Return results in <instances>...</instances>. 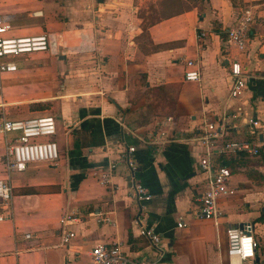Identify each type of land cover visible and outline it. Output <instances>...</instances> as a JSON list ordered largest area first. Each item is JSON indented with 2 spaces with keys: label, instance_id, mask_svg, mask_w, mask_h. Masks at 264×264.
Wrapping results in <instances>:
<instances>
[{
  "label": "crops",
  "instance_id": "0c3cea01",
  "mask_svg": "<svg viewBox=\"0 0 264 264\" xmlns=\"http://www.w3.org/2000/svg\"><path fill=\"white\" fill-rule=\"evenodd\" d=\"M135 10L134 0H0L10 25L5 35L44 33L49 41L45 51L4 58L15 70L0 72V117L53 116L60 150L56 163L8 173L0 264H86L95 243L110 241L153 264H227L224 229L245 222L254 223L264 247V0H205L146 25ZM246 10L252 21L239 51L226 30ZM187 59L196 81L183 78ZM233 60L250 76L236 97L229 96ZM206 122L220 125L217 144L259 145L257 155L213 151L215 162L224 158L233 190L218 198L216 224L194 216L205 187L197 137ZM127 146L147 201L129 196ZM3 147L0 135V178ZM109 164V183L101 185L93 172ZM22 187L34 192L22 194ZM71 211L79 220L63 244L59 220ZM140 226L151 227L158 241L142 236Z\"/></svg>",
  "mask_w": 264,
  "mask_h": 264
},
{
  "label": "built area",
  "instance_id": "2783aa9c",
  "mask_svg": "<svg viewBox=\"0 0 264 264\" xmlns=\"http://www.w3.org/2000/svg\"><path fill=\"white\" fill-rule=\"evenodd\" d=\"M251 21L252 17L249 11L246 10L235 24L226 30V40L239 51L244 48L248 26ZM9 29L10 25L7 20L0 16V72L15 70L14 62L5 60V57L45 51L49 48L48 36L44 33L26 36L5 35V32ZM201 34H198V37ZM184 65L186 70L183 73V78L189 81L198 80V73L193 68V60H185ZM229 76L232 79L229 96L236 97L246 87L250 76L247 74L245 67L237 60L229 63ZM246 122L250 126H256L257 124L256 120L251 118L247 119ZM217 128H221L220 125L206 122L201 127V134L197 137L199 144L203 147L198 166L200 171L206 175L205 187L196 198L197 207L194 214L195 217L209 219L214 224L221 217V212L217 207L218 198L230 195L233 190L229 185V168L213 160V151L217 150L219 153L231 154L243 152L247 155H257L259 152L258 144H252L245 140H226L217 144L216 138L219 136ZM55 131V119L48 114L24 119L0 117V135L4 141L3 163L6 170V176L0 178V205L7 207L12 198L8 179L9 172L24 171L28 165L36 162L48 164L57 162L59 149L53 138ZM133 151V146H127L123 156L128 172L131 174L129 196L137 201H147L150 199L151 194L134 176L137 167L132 156ZM113 166V164H109L107 171L93 172L99 184L109 183L110 171ZM2 218L3 216L0 215V220ZM78 220L79 218L74 211L62 215L59 220L61 243L65 244L70 238L74 237V232L68 226ZM99 220L112 223L108 217H102ZM182 225V221L176 223L177 227ZM262 231H264V226ZM255 232V225L251 222L229 224L225 227L227 264H242L246 260H255L254 264H264V247L257 245L254 238ZM139 233L152 244L158 241V235L153 232L151 227L140 226ZM25 237H29V234H26ZM86 264H153V262L145 259H131L124 253L119 241H110L95 243L88 251Z\"/></svg>",
  "mask_w": 264,
  "mask_h": 264
},
{
  "label": "rangeland",
  "instance_id": "374dc122",
  "mask_svg": "<svg viewBox=\"0 0 264 264\" xmlns=\"http://www.w3.org/2000/svg\"><path fill=\"white\" fill-rule=\"evenodd\" d=\"M136 10L135 15L143 25L149 24L158 20L161 17L174 13L175 11L181 10L185 7L192 5H203L205 0H134ZM56 134V133H55ZM59 132H57V136ZM55 137V136H54ZM60 155V150H59ZM58 161V160H57ZM45 163V162H41ZM41 163H32L36 169L41 167ZM44 172H48L51 169L42 167ZM251 260L243 261L242 264Z\"/></svg>",
  "mask_w": 264,
  "mask_h": 264
},
{
  "label": "trees",
  "instance_id": "16d2710c",
  "mask_svg": "<svg viewBox=\"0 0 264 264\" xmlns=\"http://www.w3.org/2000/svg\"><path fill=\"white\" fill-rule=\"evenodd\" d=\"M234 156L236 157V154H234ZM220 157L222 158V159H221L222 161H219V163L227 166V164H226L224 158H223L222 156H220ZM232 158H233V157H232ZM18 191H19L20 193H22V194H26V193H32V192H34V189L31 188V187H22V188H20Z\"/></svg>",
  "mask_w": 264,
  "mask_h": 264
},
{
  "label": "water",
  "instance_id": "95a60500",
  "mask_svg": "<svg viewBox=\"0 0 264 264\" xmlns=\"http://www.w3.org/2000/svg\"><path fill=\"white\" fill-rule=\"evenodd\" d=\"M53 45V44H52Z\"/></svg>",
  "mask_w": 264,
  "mask_h": 264
}]
</instances>
